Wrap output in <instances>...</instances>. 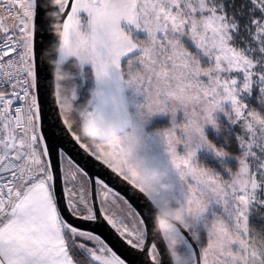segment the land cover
Listing matches in <instances>:
<instances>
[{
	"label": "snow or ice",
	"instance_id": "1",
	"mask_svg": "<svg viewBox=\"0 0 264 264\" xmlns=\"http://www.w3.org/2000/svg\"><path fill=\"white\" fill-rule=\"evenodd\" d=\"M5 7L12 25L0 17V264H75L68 245L78 238L100 245L98 251L79 245L97 264H133L111 254L98 236L69 217H102L133 256L144 258L136 264L149 258L151 264H165L158 245L149 246L154 206L162 207L158 197L147 198L139 181V172L150 169L165 174L172 188L162 196L189 225L187 232L174 229L165 213L156 220V238L177 236L185 264H264V229L257 233L248 220L250 205L264 208V0H62L50 9L62 17L61 59L91 64L98 84L117 74L123 98L131 90L128 124L106 133L93 118V107L105 116L111 112V92L105 90L78 112L92 143L86 145L75 134L77 127L71 129L80 148L144 198V210H136L119 196L128 205L120 216L108 207L117 195L112 187L93 179L59 142L57 132H67L54 123L51 139L41 134L39 0H12ZM121 20L146 38H131ZM254 89L256 108H251L242 97ZM178 110L184 116L180 123ZM218 111L228 124L244 126L243 135L235 137V154L205 135V125L220 130L213 115ZM156 114H170V126L146 131ZM100 144H106L104 154ZM201 148L235 159L234 168H225L227 179L195 163Z\"/></svg>",
	"mask_w": 264,
	"mask_h": 264
},
{
	"label": "water",
	"instance_id": "2",
	"mask_svg": "<svg viewBox=\"0 0 264 264\" xmlns=\"http://www.w3.org/2000/svg\"><path fill=\"white\" fill-rule=\"evenodd\" d=\"M40 3V31L42 34L38 37L37 43L40 47V67H39V83H40V92L39 99L43 105L44 111V120L41 134L48 135L49 138H52L53 133V124H57L58 128H63L67 132V136H64L62 133L57 132L59 137V142L63 143L70 153L71 158H73L79 165L85 169V171L93 178H103L110 187H112L113 192L117 196H123L126 200L129 201V204L133 209L144 210L142 206L145 203L144 198L136 191L134 195V190L131 185L122 179V177L116 176L115 173L111 171L106 165L102 164L100 161L96 160L94 156L89 155L84 149L80 148L73 136L75 135L68 124H64V117L60 108V101L57 98L55 86L53 83L51 70L47 63L41 59V54L43 50L49 48L51 45L57 42V35L52 28V24L55 22V18L50 16V9L55 8L49 3V0H39ZM47 5V7H46ZM59 23L62 25V17L59 14ZM65 215L67 213L65 212ZM72 219V223L84 232L92 233L95 236H98L104 245L111 249V254H115L121 259L131 260L133 264H136L137 259L143 260V257H135L132 255L130 246L120 238L118 233L107 224L106 221H103L100 217L97 221H84L80 219ZM152 237L150 239L151 243H156L158 245V251L161 252L162 258L165 261V264H170V259L167 252L166 241L163 237L156 238V233L154 231V217L152 216ZM145 264H151L150 258L145 260Z\"/></svg>",
	"mask_w": 264,
	"mask_h": 264
},
{
	"label": "rangeland",
	"instance_id": "3",
	"mask_svg": "<svg viewBox=\"0 0 264 264\" xmlns=\"http://www.w3.org/2000/svg\"><path fill=\"white\" fill-rule=\"evenodd\" d=\"M18 6V5H17ZM82 23H86L87 21V14L84 12L80 13ZM120 27L122 31H125L126 33L130 34L131 38L134 40H141L146 38V33L141 29H136L133 25L128 24L126 21L121 20L120 21ZM133 53L128 54L126 57H122V62H126L127 59L131 58ZM64 62H69V71H67L70 74V79L67 82L68 86H71L75 92V99L70 100L72 103L73 110L72 112L75 113V115L78 116L79 109H83L89 106V101L91 97V91L97 87L94 72L92 69L91 64L85 63L83 65L79 64L77 59L75 57H68ZM139 99V98H137ZM246 98L242 97V102L247 103ZM124 101L127 107V110L129 112L134 111V109L131 107L132 102V93L131 90H126L124 95ZM254 103H256V100H254ZM61 105V101H60ZM230 107V102L224 103V109L225 111H228ZM64 111V110H63ZM214 118L217 119V122L219 125H221L220 130L217 131L214 129L211 125H205L204 126V132L206 137L210 142L217 146H223L224 149L228 152L235 146L237 147V141L235 140V137L243 135L244 132V126L242 123H240L241 130L239 132H234L231 129V125L228 124L227 117L224 115L223 112H216L213 114ZM170 120L171 115L170 114H156L153 115L148 122L145 125V130L148 132H151L157 128H163L170 126ZM184 120L183 113L181 111H177L176 113V122L180 123ZM78 126L81 132V135H83L86 138L87 144L92 143V138L88 137L84 131H83V122L79 118ZM232 132V133H231ZM228 141L227 143L225 141ZM101 152L99 154H104L103 149L106 147V144H100L99 145ZM237 149V148H236ZM179 151H183V146H179ZM232 153V152H230ZM195 163L201 166L209 167L215 169L217 172L222 175L223 178L227 179L228 173L225 170L226 167H235L236 161L231 156L229 157H223V158H217L214 156V154L204 148H201L197 151L196 157H195ZM123 201L119 200V197L116 195L115 202L113 203L110 199L108 202V207L110 209L111 214H115L116 216H120L123 212H125L128 208V205L122 204ZM210 215V213H208ZM248 220L250 226L254 228L255 224L254 222L258 223L259 220H261L260 225L264 226V208L258 207V206H251L249 207L248 212ZM255 230V229H254ZM77 245H80L83 243L86 245V248L89 249H95L98 251L100 245L97 242L85 240L84 238H78L76 239ZM82 248V247H80ZM84 252L89 256V258L92 260V262L96 263L88 251H86L84 248H82Z\"/></svg>",
	"mask_w": 264,
	"mask_h": 264
},
{
	"label": "clouds",
	"instance_id": "4",
	"mask_svg": "<svg viewBox=\"0 0 264 264\" xmlns=\"http://www.w3.org/2000/svg\"><path fill=\"white\" fill-rule=\"evenodd\" d=\"M49 3L57 7L62 3V0H49ZM50 16L55 18V22L52 24V28L56 33L58 39L57 42L51 45L49 48L43 50L41 54V59L48 64L51 75L53 79V83L55 86V91L57 98L61 101V107L64 110V114L66 118L72 112L73 107L70 100H72V96L75 95V92L71 86L67 85V82L70 79V74L63 69L61 59L65 56V52L62 46L61 41V31L62 25L59 23V13L52 12L49 13ZM79 63V60H77ZM94 72V71H93ZM95 81L97 87L91 91V97L89 103L94 102L97 98V92H104L105 90H109L111 92V112L105 116L102 113L96 112L93 107V118L97 119L102 125L106 133H114L118 126H123L128 124L126 113L127 107L124 101L123 96L120 93V80L117 74H109L101 78V81L97 82L96 74L94 72ZM131 144H135V136L130 131L128 133ZM108 139H111L109 135ZM105 142H108L106 139ZM129 152L134 151L132 146H126ZM165 174L155 170H141L139 172V181L145 188L146 196L149 200L152 197H158V203L162 207L154 206V231L159 232L160 230L156 227V220L158 217L164 216L167 213V219L173 225V228L182 229L184 232L189 230V225L183 222L181 217H177L175 215L177 209L172 206L171 202L164 199L162 194L170 191L172 185L164 182ZM166 241L167 252L170 259V264H185L184 258L182 257L179 249L181 248V241L177 236L172 233H169L167 236L163 237Z\"/></svg>",
	"mask_w": 264,
	"mask_h": 264
},
{
	"label": "trees",
	"instance_id": "5",
	"mask_svg": "<svg viewBox=\"0 0 264 264\" xmlns=\"http://www.w3.org/2000/svg\"><path fill=\"white\" fill-rule=\"evenodd\" d=\"M62 66L66 72L70 70L69 69V67H70L69 62L62 63ZM255 96H256V90L254 89L252 94L250 96L246 97V99H245V100H247V103L251 106V108H256V103H254ZM59 101H60V99H59ZM60 108L62 111V115L65 119L66 116L64 114V111H63L61 105H60ZM67 119H68L67 124H68L69 128L72 129L74 126L77 127V133H75V134H79L81 136L82 142H84L86 145H88L86 142V138L83 135H81V132H80V129L78 126V121H79L78 116L75 115V113L71 112L68 115ZM230 127L234 132H239L241 130L240 123H238L237 125H231ZM236 148L237 147L235 146L234 148H232L230 150V152L235 154L237 152ZM122 204H123V202H122ZM260 222H261V220H259L258 223L254 222V224H255L254 229L257 233H259L262 229H264V226H261ZM68 248H69L70 255L73 257V259L75 261V264H96V263L92 262V260L89 258V256L84 252V250L82 248L79 247V245H77L76 242L75 243L70 242L68 245Z\"/></svg>",
	"mask_w": 264,
	"mask_h": 264
},
{
	"label": "built area",
	"instance_id": "6",
	"mask_svg": "<svg viewBox=\"0 0 264 264\" xmlns=\"http://www.w3.org/2000/svg\"><path fill=\"white\" fill-rule=\"evenodd\" d=\"M12 3V0H3V5L7 6ZM5 6H0V17H3L7 20V24L9 27L12 25V18L9 16L6 7Z\"/></svg>",
	"mask_w": 264,
	"mask_h": 264
}]
</instances>
